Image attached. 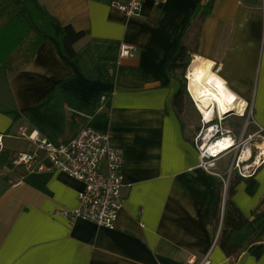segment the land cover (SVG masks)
<instances>
[{
	"label": "crops",
	"instance_id": "0c3cea01",
	"mask_svg": "<svg viewBox=\"0 0 264 264\" xmlns=\"http://www.w3.org/2000/svg\"><path fill=\"white\" fill-rule=\"evenodd\" d=\"M39 1L87 35L74 59L50 36L20 71L0 69V264H264V254L249 251L264 235L247 237L235 261L218 243L211 210L238 151H226L210 171L200 165L193 129L174 104L182 82L169 70L193 41L192 61L221 65L218 76L247 103V127L239 113L227 116V127L237 138L264 132V0H145L132 17L114 0ZM124 43L138 52L118 64ZM85 125L108 133L123 152L125 202L116 229L85 219L70 224L58 213L79 205V180L12 163L33 146L21 128L61 143ZM257 166L248 175L258 183L255 193L243 181L233 196L249 219L264 199V163Z\"/></svg>",
	"mask_w": 264,
	"mask_h": 264
},
{
	"label": "built area",
	"instance_id": "2783aa9c",
	"mask_svg": "<svg viewBox=\"0 0 264 264\" xmlns=\"http://www.w3.org/2000/svg\"><path fill=\"white\" fill-rule=\"evenodd\" d=\"M151 1L158 5L166 3L168 0ZM144 2L145 0H114L112 6L132 17L141 13ZM137 52L138 48L135 45L122 44L118 64L123 58H134ZM213 68L217 73L221 65L216 64ZM187 81L189 84L188 78ZM191 98L198 109L197 102L193 97ZM224 119L225 115L221 117L218 114L211 121H205L201 114L202 129L195 136L194 142L200 153V165L208 171L211 170L212 162L220 158L226 151L233 149L238 151V155L228 168L227 178L222 180L225 193L234 171L240 175L248 176L254 173L251 172L254 169V164L260 166L264 163V157L261 158L259 149V155L252 157L251 153L247 159H243L244 149L247 150L249 146L247 145L243 149L239 148L243 142L242 137H233L231 130L223 126L222 121ZM248 124L249 117L245 127ZM21 129L24 130L22 136L31 141L33 146L30 150L17 153L13 157V165L24 166L32 172L60 170L83 184L78 194L79 205L74 209L60 210L58 213L70 224L75 223L78 219H85L92 221L98 227L116 229L119 212L125 202L121 194L124 156L120 149L112 146L109 134L85 125L72 139L66 142L53 143L36 132L26 133L27 130L24 127ZM259 130L262 131L263 128L259 127ZM226 137H231V141L234 142L230 148L221 151L210 149L211 143L223 141ZM1 139L2 136L0 135V141ZM249 139L252 140L253 136L250 135ZM260 144H258L259 146L254 145V147H260ZM252 159H254V163H252L253 161L250 162Z\"/></svg>",
	"mask_w": 264,
	"mask_h": 264
},
{
	"label": "trees",
	"instance_id": "16d2710c",
	"mask_svg": "<svg viewBox=\"0 0 264 264\" xmlns=\"http://www.w3.org/2000/svg\"><path fill=\"white\" fill-rule=\"evenodd\" d=\"M208 5L202 18L210 11ZM87 31L77 30L72 24H63L40 3L39 0H0V69L18 72L36 56L39 47L48 37H54L60 43L62 52L74 59L78 51L75 44L86 37ZM193 41L183 44L170 64V73L178 77L182 86L175 95L174 104L180 112L184 108L187 95L185 69L190 63L189 57L196 50ZM227 191L224 193L223 181L221 193L212 207V216L220 228L218 243L224 253L233 261L244 252V241L253 234L264 235V199L249 219L240 211L233 200L239 183L247 184L249 194H254L258 183L255 178L232 174ZM250 253L256 257L264 254V244L252 246Z\"/></svg>",
	"mask_w": 264,
	"mask_h": 264
},
{
	"label": "bare ground",
	"instance_id": "6f19581e",
	"mask_svg": "<svg viewBox=\"0 0 264 264\" xmlns=\"http://www.w3.org/2000/svg\"><path fill=\"white\" fill-rule=\"evenodd\" d=\"M213 66L212 61L195 58L186 70V77L190 80L188 85L190 96L197 102L198 111L204 116L205 121H211L218 114L223 117L232 111L240 115L244 114L247 103L228 89L225 82L214 71ZM217 82L221 84V87H217ZM232 97L234 99H231ZM230 99L231 102H229ZM231 140V137H226L223 141H214L210 149L221 151L230 148L234 144ZM250 155L251 149H244L243 159H247ZM260 155L261 158L264 157V141L260 144Z\"/></svg>",
	"mask_w": 264,
	"mask_h": 264
},
{
	"label": "rangeland",
	"instance_id": "374dc122",
	"mask_svg": "<svg viewBox=\"0 0 264 264\" xmlns=\"http://www.w3.org/2000/svg\"><path fill=\"white\" fill-rule=\"evenodd\" d=\"M192 58L193 57H189V59H190L189 65L192 62ZM189 65H188V67H189ZM186 70H187V68L185 69L184 77L186 76ZM186 89H187V95H186L185 100H184L185 104H184V108H183V112H182L183 114H182L181 117H182L183 121L186 123V126H191L192 127V129H193V131H192V138L195 139V136L197 135V133L202 129V127H201V125H202V122H201V114L198 111L197 107L195 106V103L193 102V99L190 96V93L188 91V82H187ZM233 114H236L235 115L236 118L237 117L239 118V116H238L239 114L238 113H235V112L228 113L227 115H225V119L222 121V123H223V126L226 129L231 130V134L234 137H236L235 134L233 133L234 132V129L231 126L230 127H227L229 125H226V118H227V116H230V115H233ZM233 118H234V116L231 117L230 120L227 121V123H230V121ZM245 118H247V116ZM238 120L239 119H236V121H238ZM245 121H246V119L244 120V122ZM234 123H236V122H234ZM232 125H235L237 128H239L241 126V124H239V123L232 124ZM250 135L253 136V139L252 140L249 139V136ZM261 135L264 136V132L263 131H260L259 129L252 130L250 132L245 131L244 136L243 135L239 136V137H242V141H243V142H241V146L239 148H242L243 149L244 147H246L248 145L249 146L248 148L251 149L252 147H254V145H258L259 143H261V140H262ZM258 151H259V149H257V151L255 153H257Z\"/></svg>",
	"mask_w": 264,
	"mask_h": 264
},
{
	"label": "snow or ice",
	"instance_id": "6c2138e0",
	"mask_svg": "<svg viewBox=\"0 0 264 264\" xmlns=\"http://www.w3.org/2000/svg\"><path fill=\"white\" fill-rule=\"evenodd\" d=\"M213 79H216L215 77H213ZM210 83L212 82L211 80L209 81ZM217 87H221V84L219 82H217ZM231 99H234V97H232ZM231 99L229 100V102H231Z\"/></svg>",
	"mask_w": 264,
	"mask_h": 264
}]
</instances>
